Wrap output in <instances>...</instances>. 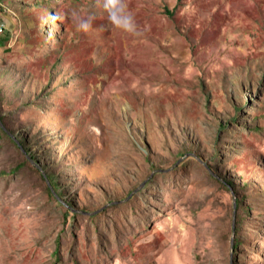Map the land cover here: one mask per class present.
Segmentation results:
<instances>
[{"label": "rangeland", "instance_id": "obj_1", "mask_svg": "<svg viewBox=\"0 0 264 264\" xmlns=\"http://www.w3.org/2000/svg\"><path fill=\"white\" fill-rule=\"evenodd\" d=\"M124 3L0 0V264H264V0Z\"/></svg>", "mask_w": 264, "mask_h": 264}, {"label": "clouds", "instance_id": "obj_2", "mask_svg": "<svg viewBox=\"0 0 264 264\" xmlns=\"http://www.w3.org/2000/svg\"><path fill=\"white\" fill-rule=\"evenodd\" d=\"M103 8L107 14V20L115 29L132 35H139L137 25L132 13L127 9L124 0H103ZM76 29L88 32L92 26V17L73 16Z\"/></svg>", "mask_w": 264, "mask_h": 264}, {"label": "trees", "instance_id": "obj_3", "mask_svg": "<svg viewBox=\"0 0 264 264\" xmlns=\"http://www.w3.org/2000/svg\"><path fill=\"white\" fill-rule=\"evenodd\" d=\"M34 7L37 6V4L33 5ZM3 120V118L1 119ZM1 132L5 133V130L0 127ZM15 142V140H12ZM16 143V142H15ZM25 142L24 141H19L18 143H16V145L20 148L25 150ZM26 151V150H25ZM216 156H218V153H215ZM186 155H183V157ZM28 163H30L31 161H35V158L33 157V155H30V157H26L25 159ZM36 169L37 167L34 166ZM155 171V170H154ZM210 176L212 178L215 179L214 175L208 170ZM42 177H44V179L48 180V184H46V188L48 193L51 195V197H53L55 200H57L58 203H60L61 205H63L62 201L60 200V198H62L64 195L62 193V191L59 190V186L57 185L56 181H55V176L52 172H50L48 175H44L42 174ZM219 182V181H218ZM221 182V181H220ZM222 184H226V185H231L232 188L234 189V191L237 193L236 191V186L234 183H232V181H229L227 179H225L224 182H221ZM225 186V185H224ZM134 192V191H133ZM131 192L130 195L133 196L136 193ZM129 195V197H131ZM235 205H236V215L239 211V209L241 210V214L239 216H237L236 218V227H235V244H234V253L237 255L238 254V247L240 245V243H242L241 239L239 238L238 234H239V230H240V226L243 223L245 217L250 214V208L247 205L243 204V199H235ZM233 204V208L232 211H234V206ZM65 206V205H64ZM70 211H72L71 206L68 204V208H67V213H69Z\"/></svg>", "mask_w": 264, "mask_h": 264}, {"label": "water", "instance_id": "obj_4", "mask_svg": "<svg viewBox=\"0 0 264 264\" xmlns=\"http://www.w3.org/2000/svg\"><path fill=\"white\" fill-rule=\"evenodd\" d=\"M139 190V188L138 189H136L133 193H135V192H137ZM131 196V195H130ZM235 201L236 200H234V205H235ZM236 205L234 206V215H233V236L235 235V218H236Z\"/></svg>", "mask_w": 264, "mask_h": 264}]
</instances>
